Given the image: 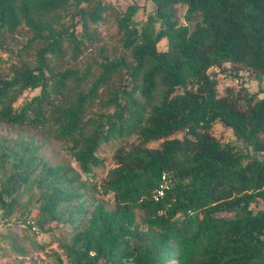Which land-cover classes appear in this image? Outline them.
Segmentation results:
<instances>
[{
  "label": "trees",
  "instance_id": "16d2710c",
  "mask_svg": "<svg viewBox=\"0 0 264 264\" xmlns=\"http://www.w3.org/2000/svg\"><path fill=\"white\" fill-rule=\"evenodd\" d=\"M150 1L141 20L136 4L116 12L109 55L102 0H0V125L69 157L0 134V259L43 251L46 233L56 264H264V0ZM88 44L98 59L70 65ZM225 65L259 89L220 94ZM107 143L114 165L94 179Z\"/></svg>",
  "mask_w": 264,
  "mask_h": 264
},
{
  "label": "rangeland",
  "instance_id": "374dc122",
  "mask_svg": "<svg viewBox=\"0 0 264 264\" xmlns=\"http://www.w3.org/2000/svg\"><path fill=\"white\" fill-rule=\"evenodd\" d=\"M103 2L108 4V13L105 14L103 22L98 26V39L100 42L98 45H103L105 48V53L112 55L116 54L120 51L119 43L117 42V27L115 16L118 10L124 9L128 4H136L139 7L138 12L135 15V18L138 20L144 19L145 15L148 11L152 9V3L150 0H102ZM177 16L180 23H185L183 15L185 13V6L183 4H178L175 6ZM21 39L12 40L11 38L8 40V49H15L17 44L20 43ZM88 47L83 55L78 59L76 63L70 65H76L77 67H82L87 62H91L93 60H97L98 53L96 46L92 47V44H88ZM160 48H165V41L162 40L159 43ZM8 55V50H0V56L5 58ZM24 56V55H23ZM25 57V56H24ZM28 61H32L33 57L28 54ZM8 64L5 62H0V70L6 71ZM217 76L219 79L218 90L220 94L224 93V88L226 86L233 88L234 90L239 89L241 84L247 86L250 91H256L259 89V85L253 80L252 76L246 69L239 70L236 74L230 71L228 65H225V70H218ZM213 135L224 142H233L235 143V138L230 129L223 127L221 124H216L212 129ZM0 134L2 135H10L12 137H23L26 138L28 136H32L35 140L41 144L40 153L44 158L50 163H60L66 162L69 160V157L66 154L64 145L47 140L43 138L40 134L34 133L27 129H21L18 127H9L7 125H0ZM240 145L239 143H236ZM152 147H157L158 142H153L149 144ZM116 144L115 143H107L102 144L98 155L103 159V165L95 168V177L94 179H101L106 175L107 170L114 165L112 160V154L114 151ZM260 156H263L259 154ZM98 199L104 200L107 206H111L110 202H107L102 196H98ZM3 220L0 214V228L3 229ZM38 241H43L46 243L44 246V250H30L26 256L16 257L15 255H10L6 258L0 259V264H56V260L51 253V250L57 249V244L55 242L51 244H47L48 235L46 233H40L37 236Z\"/></svg>",
  "mask_w": 264,
  "mask_h": 264
},
{
  "label": "built area",
  "instance_id": "2783aa9c",
  "mask_svg": "<svg viewBox=\"0 0 264 264\" xmlns=\"http://www.w3.org/2000/svg\"><path fill=\"white\" fill-rule=\"evenodd\" d=\"M163 179H165V176L162 177ZM166 183L165 182H162L159 187L156 189V192H155V195H154V198L155 199H158L159 197H161L164 193V189L166 188Z\"/></svg>",
  "mask_w": 264,
  "mask_h": 264
}]
</instances>
